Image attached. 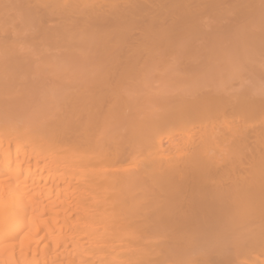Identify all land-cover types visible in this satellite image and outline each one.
Here are the masks:
<instances>
[{
	"label": "bare ground",
	"instance_id": "bare-ground-1",
	"mask_svg": "<svg viewBox=\"0 0 264 264\" xmlns=\"http://www.w3.org/2000/svg\"><path fill=\"white\" fill-rule=\"evenodd\" d=\"M0 264H264V0H0Z\"/></svg>",
	"mask_w": 264,
	"mask_h": 264
}]
</instances>
